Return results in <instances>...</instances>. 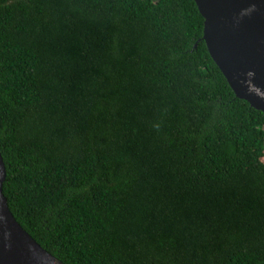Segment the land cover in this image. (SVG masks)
Listing matches in <instances>:
<instances>
[{"label":"trees","instance_id":"1","mask_svg":"<svg viewBox=\"0 0 264 264\" xmlns=\"http://www.w3.org/2000/svg\"><path fill=\"white\" fill-rule=\"evenodd\" d=\"M194 0H0L2 191L65 264H264V112Z\"/></svg>","mask_w":264,"mask_h":264},{"label":"water","instance_id":"2","mask_svg":"<svg viewBox=\"0 0 264 264\" xmlns=\"http://www.w3.org/2000/svg\"><path fill=\"white\" fill-rule=\"evenodd\" d=\"M203 16L207 50L236 94L264 112V0H194ZM0 264H65L16 220L2 191Z\"/></svg>","mask_w":264,"mask_h":264}]
</instances>
